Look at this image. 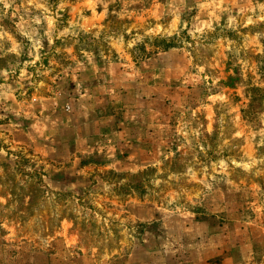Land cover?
Returning a JSON list of instances; mask_svg holds the SVG:
<instances>
[{
	"label": "rangeland",
	"instance_id": "obj_1",
	"mask_svg": "<svg viewBox=\"0 0 264 264\" xmlns=\"http://www.w3.org/2000/svg\"><path fill=\"white\" fill-rule=\"evenodd\" d=\"M164 212L264 263V0H0V264H139Z\"/></svg>",
	"mask_w": 264,
	"mask_h": 264
},
{
	"label": "crops",
	"instance_id": "obj_2",
	"mask_svg": "<svg viewBox=\"0 0 264 264\" xmlns=\"http://www.w3.org/2000/svg\"><path fill=\"white\" fill-rule=\"evenodd\" d=\"M88 97L82 99L85 106L80 112L77 111V118L76 114L68 116L72 117L71 121L66 123L67 143L74 138L72 143L75 141L78 146H82L87 144L88 137L95 136L93 135L95 133L97 137L100 135L108 138L101 130H104L103 127L106 125L110 126L111 120L99 116L100 107L95 94L92 92L91 97L89 99ZM32 110L38 108L35 105L24 108L25 112ZM126 130L124 132H127ZM118 134L124 141V134L122 132ZM112 135L113 133L110 136ZM115 136L118 137L117 134H114ZM131 159L132 157L129 158ZM111 166L114 168V163H111ZM158 214H160L158 210L138 208L134 210V216L140 220H152ZM160 220L165 226L166 238L156 241L153 250L137 258L139 264H257L260 261L261 256L257 250L261 247L254 239L250 240L249 237L246 239L248 225L233 224V228H237V232L240 230L243 236V239L239 237L235 240L232 234L230 235L229 222H218L214 226L209 220L199 218L192 212L179 214L164 212ZM89 261L88 257H84L79 264H90Z\"/></svg>",
	"mask_w": 264,
	"mask_h": 264
}]
</instances>
